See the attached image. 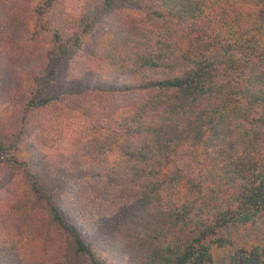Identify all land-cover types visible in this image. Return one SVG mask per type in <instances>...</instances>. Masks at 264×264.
<instances>
[{
  "label": "trees",
  "instance_id": "16d2710c",
  "mask_svg": "<svg viewBox=\"0 0 264 264\" xmlns=\"http://www.w3.org/2000/svg\"><path fill=\"white\" fill-rule=\"evenodd\" d=\"M3 187L0 264H264V0H0Z\"/></svg>",
  "mask_w": 264,
  "mask_h": 264
},
{
  "label": "rangeland",
  "instance_id": "374dc122",
  "mask_svg": "<svg viewBox=\"0 0 264 264\" xmlns=\"http://www.w3.org/2000/svg\"><path fill=\"white\" fill-rule=\"evenodd\" d=\"M139 94L140 93L130 94V95H120L119 94L117 96L116 102L120 106V105L124 104L125 102L131 101V99L136 98ZM4 190H8L7 187L0 188V202H5L7 200L10 201L9 195H7L6 192H4ZM18 195H24V192L21 191L18 193ZM263 224H264V218H262L259 221V225H263ZM232 234L236 236V239L240 244L251 243L255 240L254 239L255 235L250 233V230L249 231L248 230H246V231L237 230L236 234H234V232H232ZM259 235L262 236L261 234H259Z\"/></svg>",
  "mask_w": 264,
  "mask_h": 264
}]
</instances>
